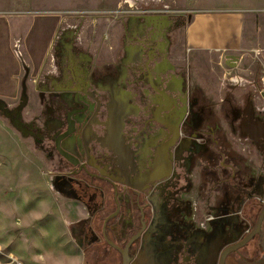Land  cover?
Returning a JSON list of instances; mask_svg holds the SVG:
<instances>
[{
  "label": "rangeland",
  "instance_id": "rangeland-1",
  "mask_svg": "<svg viewBox=\"0 0 264 264\" xmlns=\"http://www.w3.org/2000/svg\"><path fill=\"white\" fill-rule=\"evenodd\" d=\"M201 1L0 0V35H8L10 31L15 33L11 20L16 21L19 35L12 49L23 64L25 75L14 96L0 94V264L10 263L8 254H13L23 264H76L73 246L78 251L75 254L81 257L80 264H93L95 254L111 257V260L103 259L99 264H120L117 255L106 252L102 244L81 250L71 232L77 224L74 221L88 216L91 210L85 202L78 200L73 190H67L69 181L75 179L69 174L72 167L54 144L63 129L54 124L60 119L65 123L62 117L65 110L76 106L72 101L77 96L75 91L64 89L66 83L62 84L72 79L73 69L116 76L132 64L129 55L133 44L144 41L147 46L154 44L158 49L165 45L172 72L182 80L184 91L190 89V97L209 96L202 87L206 81H200L206 77L211 80L212 88L217 84H232L225 90V101L216 104L212 102L214 99H203L205 104L190 107L196 112L203 109L206 115L215 118L221 129L225 126L222 137L232 149L240 143L235 139L239 134L238 123L251 107L247 103L254 96L257 103L264 104L261 95L264 83L260 81L259 72L252 79V74L250 77L246 75L247 67L236 69L221 60L217 79L212 74L202 73L206 59H202L198 67L189 65L187 28L195 13L204 9ZM259 17H264V12ZM24 28H27L26 34ZM17 43H21L30 54L27 59L30 67L26 68ZM101 53L109 54L112 61L101 63ZM8 54V61L12 64L11 51ZM146 60L147 49L144 48L142 66ZM195 75L201 78L192 85V76ZM11 86L8 79L0 78L1 88L7 90ZM90 92L96 93L97 89L91 87ZM79 97L81 102L94 104L92 98L83 94ZM210 179H204L202 195H197L196 201L188 197V193L183 194L190 206L197 202L203 209L210 196L215 197L212 200L215 204L219 188L213 187V182L207 186ZM192 184V192L197 193L199 185L195 181ZM212 190L215 194L211 193ZM73 205L79 206L77 213ZM80 210L83 215L78 217ZM105 211H99L94 220ZM246 211L245 217L256 223L260 206L249 204ZM203 219L202 215L198 223ZM187 220L185 216L184 222ZM95 222L101 224L100 220ZM45 224H53L54 234L60 235L56 243L38 234L40 229L44 231L40 226ZM248 248L253 250V243Z\"/></svg>",
  "mask_w": 264,
  "mask_h": 264
},
{
  "label": "flooded vegetation",
  "instance_id": "flooded-vegetation-1",
  "mask_svg": "<svg viewBox=\"0 0 264 264\" xmlns=\"http://www.w3.org/2000/svg\"><path fill=\"white\" fill-rule=\"evenodd\" d=\"M139 44L147 49V60L138 76L147 82L148 95L135 115L122 114L123 127H131L124 135L121 123L111 122V110L104 120L98 102L94 106L80 101L79 94L92 99L95 95L73 81L75 72L72 82L67 80L63 87L75 91L72 101L76 106L65 110V123L60 119L54 124L63 128L54 144L72 167L69 174L75 179L69 181L67 190H73L91 209L87 218L72 227L77 246L85 250L102 244L106 252L117 255L120 264L125 258L128 264H264V221L260 234L244 247L235 248L254 230L256 223L245 217L246 208L257 204L262 210L264 179L256 185L235 182L219 124L203 109L196 112L190 107L205 101L190 97V89L184 91L181 79V86L165 82L168 78L162 71H173L166 62L165 45L158 49L144 41ZM69 128L72 132L61 140L60 147L75 163L56 145ZM101 131L108 133L104 139L99 136ZM94 140L109 144L96 154ZM196 178L200 188L194 193L192 181ZM204 179L219 188L210 210L206 206L200 209L197 202L190 206L183 198L188 193L196 201L202 195ZM232 193L239 196L230 208L226 203L232 201ZM103 209L105 213L94 220ZM202 215L204 219L198 223ZM185 216L188 220L184 222ZM208 216L215 220L200 227ZM98 220L101 224L95 222ZM251 243L253 250L248 248ZM103 257L95 254L93 264L111 260Z\"/></svg>",
  "mask_w": 264,
  "mask_h": 264
},
{
  "label": "crops",
  "instance_id": "crops-1",
  "mask_svg": "<svg viewBox=\"0 0 264 264\" xmlns=\"http://www.w3.org/2000/svg\"><path fill=\"white\" fill-rule=\"evenodd\" d=\"M200 3L204 9L195 13L192 22L187 28L186 44L190 49L187 54V62L189 65L198 67L202 59H206L207 64L201 70L203 71L202 73L212 74L214 79H217L218 71L220 70L218 66L219 60L222 63H226L228 56H236L238 58L236 69H244L247 67L245 69L246 75L250 77L252 74V79L259 72L260 81L264 83V17H259L260 13L264 12V0H202ZM11 21L15 33L10 31L8 35H3L5 37L2 34L0 35V78L8 79L10 84H12L7 90L0 87V94L4 96H14L17 93L21 80L23 81L25 78V75H23V64L17 60L12 49L14 41L16 42L19 34L16 32V21ZM24 29V34H26L27 28ZM139 43L130 46L131 52L129 57L132 64L128 65V69L124 71L120 70V74L116 76L113 74L105 76L98 75L97 71L87 73L82 70H72V73L74 74L75 72L77 75L73 77V81H77V83L83 85L82 88L87 90V93L91 87L97 89L96 93H90L95 95V98L92 99L93 103L95 101L96 103L98 102L100 109L99 115H102L104 120H106L107 116L105 114L111 110V122L121 123L120 129L122 130V135L128 129H131L129 125L123 127L122 123L125 118L122 117V114L126 112L127 115H135L138 110L142 109V102L145 101L148 95L145 94L148 91L147 82L138 76L142 72L141 61L144 52V47ZM17 47L26 68L30 67L29 60H27L30 54H28L27 49L21 47V43H17ZM140 50L142 51L140 52ZM8 51H11L12 64L8 61ZM110 59L112 61L113 58H110L109 54H100L101 63L109 61ZM166 62L169 63V60L167 59ZM162 73V76H167L168 78L165 82L181 86V80L177 74L169 71L167 68ZM189 74L192 75L190 71ZM197 75L195 77L192 76V85L193 81H198L197 78H201ZM149 76L150 78L153 77V75ZM68 81L72 82L70 80ZM68 81H63L62 84ZM200 81H206L202 84V87L206 88L209 95L201 99H214L212 102L216 104L225 101V90L228 89V85H232L230 83H224L223 86L217 84L215 88H212L209 84L211 81L209 77ZM65 85L63 84V86ZM253 98V100L247 103L251 104V107L244 112L241 121L238 123L239 134L235 139L237 142L240 141V143L233 149L225 144L224 150L225 156L228 155L226 161L231 160V164L228 167L234 169V180L241 186L246 183L256 185L261 179H264V104L257 103L255 96ZM93 105L95 106V103ZM95 128L101 129L99 126ZM224 129L226 130L225 126L221 129L223 133L225 131ZM107 135V132L101 131L99 136L104 139ZM243 139L245 141H242ZM107 144L109 143L94 140L92 146L94 147L95 153L99 154L106 149ZM197 172V170L196 172L193 171L195 176ZM194 181L195 184L198 183L197 178ZM211 183V181H208L207 186L211 185ZM237 195L239 196V194ZM238 196L235 197V194L232 193V201L226 203V206L232 208L235 204L234 198H238ZM214 198L212 197L208 201L206 205L209 208L208 210L212 209L214 205L212 200ZM61 205L64 206L65 204L62 203ZM73 208L76 212V208H79V206L73 205ZM61 214H63V210ZM81 215H83L82 211L77 216L79 217ZM53 218H56L55 215ZM85 218L87 216L74 222L76 223ZM67 222L74 223L69 220ZM40 227L44 229V231L40 229V233L38 232L42 238L51 239L55 243L58 241V236L60 235L57 233L54 234L53 224H45ZM73 248L75 249L74 256L76 257L73 258L76 259V264L82 263L79 254H75L78 251L74 246Z\"/></svg>",
  "mask_w": 264,
  "mask_h": 264
},
{
  "label": "water",
  "instance_id": "water-1",
  "mask_svg": "<svg viewBox=\"0 0 264 264\" xmlns=\"http://www.w3.org/2000/svg\"><path fill=\"white\" fill-rule=\"evenodd\" d=\"M237 61L238 58L236 56H228L227 57V62L226 64L230 67H236L237 66ZM153 86V85H152ZM92 95V94H90ZM262 97L264 98V92L261 93ZM99 109V106H98ZM72 132V130H69L67 132H65L64 134H62L61 136H59V138L56 141V145L58 147V149L60 150V152L70 161L75 163V159L73 158V156H71L70 154L64 152L61 147H60V142L61 140H63L65 137H67L70 133ZM264 221V206L259 214L258 220L256 222V225L254 227V230L248 235L246 236V238L244 240H242L241 242H239L235 248L240 249L242 247H244L248 242H250L256 235L261 233V227H262V223ZM122 252V250H120ZM128 260L125 258L124 259V264H128Z\"/></svg>",
  "mask_w": 264,
  "mask_h": 264
},
{
  "label": "built area",
  "instance_id": "built-area-1",
  "mask_svg": "<svg viewBox=\"0 0 264 264\" xmlns=\"http://www.w3.org/2000/svg\"><path fill=\"white\" fill-rule=\"evenodd\" d=\"M157 4V3H156ZM263 200V199H262ZM215 220L214 216H208L206 218V220L204 222H202V224L200 225V227H204L206 226L208 223L213 222ZM2 251V248L0 246V252ZM10 260L9 264H23V262L21 260H19L16 256H14L13 254H8L7 256Z\"/></svg>",
  "mask_w": 264,
  "mask_h": 264
}]
</instances>
